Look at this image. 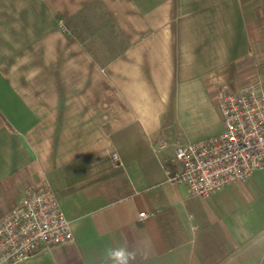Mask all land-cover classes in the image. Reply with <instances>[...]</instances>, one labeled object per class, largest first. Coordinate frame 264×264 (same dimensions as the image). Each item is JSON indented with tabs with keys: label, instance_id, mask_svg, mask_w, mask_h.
<instances>
[{
	"label": "crops",
	"instance_id": "0c3cea01",
	"mask_svg": "<svg viewBox=\"0 0 264 264\" xmlns=\"http://www.w3.org/2000/svg\"><path fill=\"white\" fill-rule=\"evenodd\" d=\"M251 89L264 0H0V221L50 189L73 232L22 264L122 243L134 264H264V169L208 197L169 182L175 144L223 132L218 94Z\"/></svg>",
	"mask_w": 264,
	"mask_h": 264
},
{
	"label": "built area",
	"instance_id": "2783aa9c",
	"mask_svg": "<svg viewBox=\"0 0 264 264\" xmlns=\"http://www.w3.org/2000/svg\"><path fill=\"white\" fill-rule=\"evenodd\" d=\"M224 130L194 143H177L180 170L169 177L196 197H208L235 182H245L264 169V89L218 94ZM167 143H162L165 148ZM113 159L119 162L117 153ZM148 214L140 213L144 219ZM73 238L71 222L50 189L26 190L21 204L0 221V264H22L41 250Z\"/></svg>",
	"mask_w": 264,
	"mask_h": 264
},
{
	"label": "clouds",
	"instance_id": "9594fccd",
	"mask_svg": "<svg viewBox=\"0 0 264 264\" xmlns=\"http://www.w3.org/2000/svg\"><path fill=\"white\" fill-rule=\"evenodd\" d=\"M138 252L126 243L115 247L106 246L103 250L102 264H134Z\"/></svg>",
	"mask_w": 264,
	"mask_h": 264
}]
</instances>
